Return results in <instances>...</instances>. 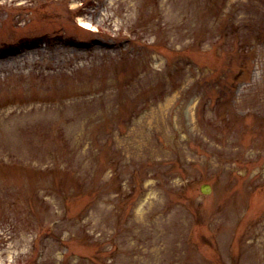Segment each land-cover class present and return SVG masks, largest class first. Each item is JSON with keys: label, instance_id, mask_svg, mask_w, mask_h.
<instances>
[{"label": "rangeland", "instance_id": "1", "mask_svg": "<svg viewBox=\"0 0 264 264\" xmlns=\"http://www.w3.org/2000/svg\"><path fill=\"white\" fill-rule=\"evenodd\" d=\"M10 110L0 264H264V0H0Z\"/></svg>", "mask_w": 264, "mask_h": 264}, {"label": "bare ground", "instance_id": "2", "mask_svg": "<svg viewBox=\"0 0 264 264\" xmlns=\"http://www.w3.org/2000/svg\"><path fill=\"white\" fill-rule=\"evenodd\" d=\"M83 24L85 27H90V24H88V22ZM157 112L158 111H154V114H158ZM33 117H34V113L31 111H19L18 113L15 114L14 111L10 110L8 111V113L2 115L0 118V143L5 141L8 150L11 149L9 142L14 144H21V140L23 141V137L20 140L19 130L26 124L35 121ZM80 125L83 126L82 124ZM1 155H5V152L3 151L0 152V156ZM24 157L25 156L23 155L20 156V158H24Z\"/></svg>", "mask_w": 264, "mask_h": 264}, {"label": "water", "instance_id": "3", "mask_svg": "<svg viewBox=\"0 0 264 264\" xmlns=\"http://www.w3.org/2000/svg\"><path fill=\"white\" fill-rule=\"evenodd\" d=\"M203 191L207 192V191H209V188L203 187Z\"/></svg>", "mask_w": 264, "mask_h": 264}]
</instances>
